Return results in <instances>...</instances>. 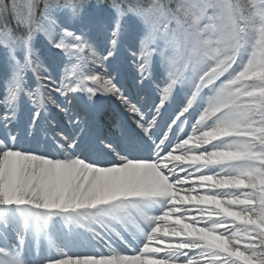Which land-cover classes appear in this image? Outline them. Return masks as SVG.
<instances>
[{
    "label": "snow or ice",
    "instance_id": "snow-or-ice-1",
    "mask_svg": "<svg viewBox=\"0 0 264 264\" xmlns=\"http://www.w3.org/2000/svg\"><path fill=\"white\" fill-rule=\"evenodd\" d=\"M0 264H264V0H0Z\"/></svg>",
    "mask_w": 264,
    "mask_h": 264
}]
</instances>
